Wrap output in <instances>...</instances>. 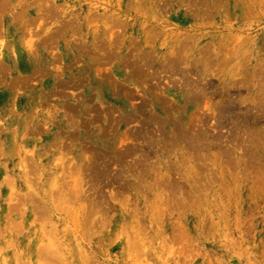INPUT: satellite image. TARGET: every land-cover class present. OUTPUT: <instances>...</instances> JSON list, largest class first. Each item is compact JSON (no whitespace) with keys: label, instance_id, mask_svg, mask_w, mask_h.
Listing matches in <instances>:
<instances>
[{"label":"rangeland","instance_id":"374dc122","mask_svg":"<svg viewBox=\"0 0 264 264\" xmlns=\"http://www.w3.org/2000/svg\"><path fill=\"white\" fill-rule=\"evenodd\" d=\"M2 2L0 264H264V0Z\"/></svg>","mask_w":264,"mask_h":264},{"label":"crops","instance_id":"0c3cea01","mask_svg":"<svg viewBox=\"0 0 264 264\" xmlns=\"http://www.w3.org/2000/svg\"><path fill=\"white\" fill-rule=\"evenodd\" d=\"M36 1L40 0H29V8L26 9H17L15 15L13 16V23L11 25L10 20L12 19L10 16L2 17L1 22L4 27H12L13 34L17 36L18 39H21L22 36H25L26 33H29V36L35 35L37 33V23L42 19L43 12L40 7L36 6ZM43 2V1H41ZM14 8L17 7V3L14 2ZM13 9V8H12ZM10 17V18H9ZM28 22V27L23 26ZM12 22V21H11ZM36 22V24H35ZM14 24V25H13ZM9 32V31H8ZM31 35V37H32ZM19 36V37H18ZM27 36H25L26 38ZM17 40V39H16ZM37 41L33 44L29 42V47L16 45L13 48L14 55L17 57L15 64H12L16 69L21 71L22 68L26 69L25 74L27 76H32L36 72H38V67L43 64V54L42 49H45L42 45H39ZM42 44V43H41ZM21 50H23L21 52ZM42 60V61H41ZM42 62V63H41Z\"/></svg>","mask_w":264,"mask_h":264},{"label":"bare ground","instance_id":"6f19581e","mask_svg":"<svg viewBox=\"0 0 264 264\" xmlns=\"http://www.w3.org/2000/svg\"><path fill=\"white\" fill-rule=\"evenodd\" d=\"M5 6V4L2 2V3H0V7H4ZM3 51V50H2ZM0 55L3 57L4 55H3V53L0 51ZM4 59H6V58H4ZM6 71V69L3 67V66H0V74H2L3 72H5ZM58 82V81H57Z\"/></svg>","mask_w":264,"mask_h":264}]
</instances>
